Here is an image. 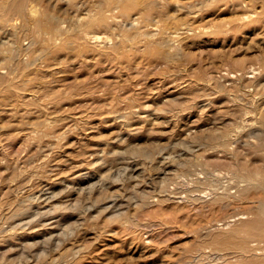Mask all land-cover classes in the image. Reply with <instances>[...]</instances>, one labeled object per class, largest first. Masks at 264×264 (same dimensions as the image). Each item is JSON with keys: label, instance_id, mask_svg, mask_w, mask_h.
Returning a JSON list of instances; mask_svg holds the SVG:
<instances>
[{"label": "rangeland", "instance_id": "rangeland-1", "mask_svg": "<svg viewBox=\"0 0 264 264\" xmlns=\"http://www.w3.org/2000/svg\"><path fill=\"white\" fill-rule=\"evenodd\" d=\"M261 205L264 0H0V264H260Z\"/></svg>", "mask_w": 264, "mask_h": 264}, {"label": "bare ground", "instance_id": "bare-ground-1", "mask_svg": "<svg viewBox=\"0 0 264 264\" xmlns=\"http://www.w3.org/2000/svg\"><path fill=\"white\" fill-rule=\"evenodd\" d=\"M31 5V4H30ZM37 5V4H36ZM34 6V5H33ZM35 7V6H34ZM37 7V6H36ZM30 8V7H29ZM28 8V9H29ZM32 10H33V7H32ZM37 11V10H36ZM30 12H32L33 13V11H30ZM35 14V13H34ZM31 15V14H30ZM33 15V14H32ZM38 17V16H37ZM17 21V20H16ZM60 32V31H59ZM100 35V34H99ZM150 36V35H149ZM227 151V150H226ZM257 174V173H256ZM258 175V174H257ZM211 194V193H210ZM262 206V205H261ZM263 207V206H262ZM264 208V207H263ZM262 208V209H263ZM262 214H263V217H264V212H262ZM254 223V222H253ZM254 250H256V249H254ZM261 257V256H260ZM260 264H264V260L262 261V263H260Z\"/></svg>", "mask_w": 264, "mask_h": 264}]
</instances>
